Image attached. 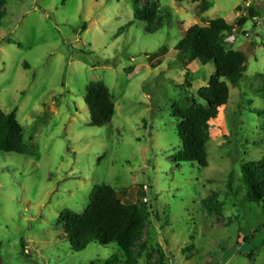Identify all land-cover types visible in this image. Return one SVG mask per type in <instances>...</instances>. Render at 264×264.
I'll return each instance as SVG.
<instances>
[{"label":"rangeland","instance_id":"rangeland-1","mask_svg":"<svg viewBox=\"0 0 264 264\" xmlns=\"http://www.w3.org/2000/svg\"><path fill=\"white\" fill-rule=\"evenodd\" d=\"M140 1L157 10L152 33L134 0H7L0 109L16 112L29 154H0V264H264V208L241 172L264 159V0ZM251 2L261 18L222 39L249 59L210 125L208 166L179 162L173 104L205 105L198 92L216 67L186 68L176 47L193 26L234 24ZM92 82L113 96L104 128L90 126ZM102 184L142 211L130 256L99 244L75 253L57 224L64 210L86 212Z\"/></svg>","mask_w":264,"mask_h":264},{"label":"trees","instance_id":"trees-1","mask_svg":"<svg viewBox=\"0 0 264 264\" xmlns=\"http://www.w3.org/2000/svg\"><path fill=\"white\" fill-rule=\"evenodd\" d=\"M6 6L7 0H0V28L6 17ZM156 11L155 7L150 5L143 8L140 0L133 2L135 22L147 24L146 30L149 33L155 30L153 24L156 22ZM261 16L257 4L251 2L234 24H229L224 19H216L210 21L207 27L193 26L185 32L183 39L178 43L176 47L178 60L186 68L196 61L203 66L214 63L216 67V73L211 77L209 86L198 92L199 99L205 105L189 109L182 102L173 104V116L181 120L182 150L178 154L179 162L197 164L201 168L208 166L207 142L210 125L217 120L219 110L229 102V86L236 88L240 86L249 59L242 51L227 50L222 44V39ZM135 22L121 28L118 36ZM261 82V91L264 95V75L261 76ZM85 102L91 114V127L104 128L111 124L115 116V104L110 89L104 83H90L86 88ZM258 114L264 117V111ZM0 154H29L16 112L7 115L1 109ZM241 172L248 200L262 204L264 208V159L244 165ZM57 224L63 227L71 250L75 253L85 251L92 244H99L104 247L114 245L122 253L130 256L134 241L141 232L142 211L137 207L123 204L113 187L102 184L94 188L86 212L77 214L64 210ZM106 264L117 263L110 260Z\"/></svg>","mask_w":264,"mask_h":264}]
</instances>
